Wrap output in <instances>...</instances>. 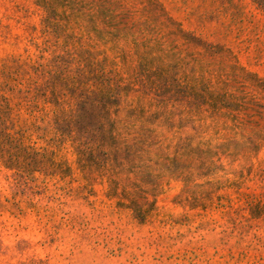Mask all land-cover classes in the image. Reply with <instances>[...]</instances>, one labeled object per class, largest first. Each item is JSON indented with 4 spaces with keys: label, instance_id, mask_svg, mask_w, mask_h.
I'll use <instances>...</instances> for the list:
<instances>
[{
    "label": "rangeland",
    "instance_id": "obj_1",
    "mask_svg": "<svg viewBox=\"0 0 264 264\" xmlns=\"http://www.w3.org/2000/svg\"><path fill=\"white\" fill-rule=\"evenodd\" d=\"M70 1L0 0V81L20 82L23 113L97 114L91 59L131 136L0 157V264H264V10Z\"/></svg>",
    "mask_w": 264,
    "mask_h": 264
},
{
    "label": "trees",
    "instance_id": "obj_2",
    "mask_svg": "<svg viewBox=\"0 0 264 264\" xmlns=\"http://www.w3.org/2000/svg\"><path fill=\"white\" fill-rule=\"evenodd\" d=\"M45 6L50 7L51 0H40ZM67 4H75V1L65 0ZM262 10H264V0H254ZM46 31L57 27L56 22L51 17L43 20ZM94 29V28H92ZM99 37H103L99 32ZM97 62L88 60L86 72H81L84 81L80 87L86 91L96 93L103 100L106 109L97 114L88 112H56L50 119L46 116L36 115L34 112L23 113L21 102L16 99L21 98L22 87L20 82L12 83L5 79L0 81V157L6 165L14 166L21 156L36 157L46 156L45 152L35 150L26 142H37L45 139L47 142H128L127 136L131 132L119 126L118 112L107 109L109 105H116L117 96H113L115 88L107 79L100 74ZM90 81L96 82V90H88L92 87ZM27 114V116H26ZM129 114H132L129 112ZM47 121L46 126L40 122ZM41 131H44L41 134ZM147 129H141L139 137L132 139L133 142L145 143ZM76 133V135H74ZM125 133H127L125 135ZM35 137H37L35 139ZM84 138H88L84 140ZM128 147H133L129 145Z\"/></svg>",
    "mask_w": 264,
    "mask_h": 264
}]
</instances>
